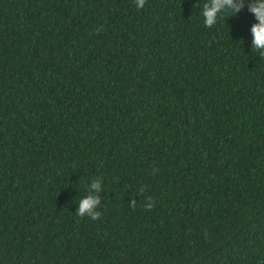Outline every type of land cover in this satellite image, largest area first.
<instances>
[{"label":"trees","instance_id":"obj_1","mask_svg":"<svg viewBox=\"0 0 264 264\" xmlns=\"http://www.w3.org/2000/svg\"><path fill=\"white\" fill-rule=\"evenodd\" d=\"M205 2L0 0V264H264L258 21Z\"/></svg>","mask_w":264,"mask_h":264},{"label":"clouds","instance_id":"obj_2","mask_svg":"<svg viewBox=\"0 0 264 264\" xmlns=\"http://www.w3.org/2000/svg\"><path fill=\"white\" fill-rule=\"evenodd\" d=\"M138 8H143L146 0H135ZM198 6V4H196ZM244 6V0H206L202 7V16L207 27H212L218 19L219 14L226 10H230L238 14ZM250 11L255 14L257 23L252 26L253 33V51L260 50L261 59L264 60V0H252L249 5ZM91 188L97 192L101 188V181L94 180L91 183ZM149 203L145 204V209L150 210L154 206L152 198L148 197ZM79 208L76 213L80 217H90L97 220L101 217V212L98 210L101 204V197L95 193H89L79 200ZM131 207L135 209L136 201H133Z\"/></svg>","mask_w":264,"mask_h":264}]
</instances>
